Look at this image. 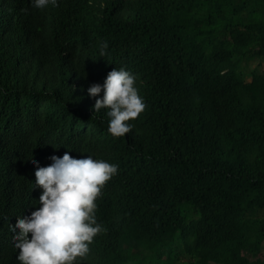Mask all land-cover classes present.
I'll list each match as a JSON object with an SVG mask.
<instances>
[{
	"label": "trees",
	"instance_id": "1",
	"mask_svg": "<svg viewBox=\"0 0 264 264\" xmlns=\"http://www.w3.org/2000/svg\"><path fill=\"white\" fill-rule=\"evenodd\" d=\"M108 66L144 81L120 137L87 91ZM65 152L119 165L88 264H264V0H0V209Z\"/></svg>",
	"mask_w": 264,
	"mask_h": 264
},
{
	"label": "clouds",
	"instance_id": "2",
	"mask_svg": "<svg viewBox=\"0 0 264 264\" xmlns=\"http://www.w3.org/2000/svg\"><path fill=\"white\" fill-rule=\"evenodd\" d=\"M31 2L39 9L59 7V0ZM108 45L106 39L101 42V56L108 54ZM96 70L99 74L86 75L88 82L96 78L87 89L95 97L92 107L109 119V133L124 136L133 128L130 119L146 108L139 92L144 81L124 66ZM50 159L47 165L45 158L41 164L33 160L35 167L25 180L18 173L19 186L32 179L29 187L36 204L17 206L15 199L0 209V264H88L90 243L103 229L96 215L97 197L119 165L92 153H53Z\"/></svg>",
	"mask_w": 264,
	"mask_h": 264
},
{
	"label": "rangeland",
	"instance_id": "3",
	"mask_svg": "<svg viewBox=\"0 0 264 264\" xmlns=\"http://www.w3.org/2000/svg\"><path fill=\"white\" fill-rule=\"evenodd\" d=\"M257 65L259 66V64H257V62H254V63L251 64V67L254 68ZM250 79H251V77H247V80H250Z\"/></svg>",
	"mask_w": 264,
	"mask_h": 264
}]
</instances>
